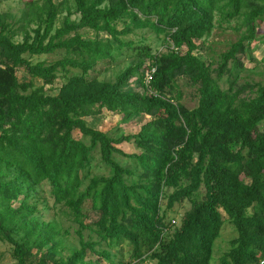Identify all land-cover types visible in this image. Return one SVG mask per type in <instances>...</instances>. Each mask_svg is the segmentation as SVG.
<instances>
[{
	"label": "trees",
	"instance_id": "obj_1",
	"mask_svg": "<svg viewBox=\"0 0 264 264\" xmlns=\"http://www.w3.org/2000/svg\"><path fill=\"white\" fill-rule=\"evenodd\" d=\"M23 1L21 42L0 12V242L12 264H211L225 223L237 236L220 264H264V86L244 96L232 80L256 41L264 0H72L77 23L56 29L65 1ZM216 15L240 20L245 32L207 62L197 53ZM145 29L163 37V52L126 40ZM59 51L52 63L29 60ZM124 55L136 64L99 80ZM132 80L142 93L126 90ZM180 83L195 89L191 110ZM103 110L147 121L115 137L86 125ZM43 184L77 224L78 249L66 252L57 226L35 217ZM184 202L179 224L166 222L163 213Z\"/></svg>",
	"mask_w": 264,
	"mask_h": 264
},
{
	"label": "rangeland",
	"instance_id": "obj_2",
	"mask_svg": "<svg viewBox=\"0 0 264 264\" xmlns=\"http://www.w3.org/2000/svg\"><path fill=\"white\" fill-rule=\"evenodd\" d=\"M41 4V0H33ZM65 1L67 5V10L65 6L63 7L62 12L57 16V20L54 25V29L62 27L65 20L69 23H77L78 14L74 13V5L72 0H54V4H61ZM107 6V3L103 5ZM25 2L23 0H0V12H9L10 18L7 19V23L11 27V30L16 33L15 42H21L23 38L21 26L23 22L21 21L22 13L25 11ZM215 27L207 39L202 43L201 50L197 53L198 56L202 57L205 61H217L218 56L226 52L229 47L234 44L242 34L245 32V27L242 26L240 20H232L230 22L219 21V16L216 15L214 18ZM220 22H222L220 24ZM34 24L30 25V29L35 28ZM122 25H118V28L121 29ZM85 38L93 37V34L86 33ZM102 39H107L105 36H100ZM126 40H131L134 44H141L148 46L151 49L153 54L157 52H163L167 43L164 42L162 36H156L152 31L145 30H135L131 35L128 36ZM255 40L250 45H248L247 55L242 58L243 67L241 71H235L232 80H234V88H244V96L251 95L253 96L258 85L264 86V21L256 27L255 31ZM185 50V49H184ZM183 50V51H184ZM65 55L63 52H56L51 55H42L37 57L29 58L32 63L36 62H45L52 63L54 61L60 60ZM120 63L116 66L103 67L100 69L99 80L104 82H112L115 80L116 76L121 73L129 65L136 64V59L133 57H126V55L120 57ZM215 66H213L214 68ZM18 77L21 80L26 79L23 71L18 70ZM230 80L223 77L219 81L220 87L222 89H227L230 86ZM64 83L63 77L60 75L56 81V87ZM182 100L181 104L188 110L193 109L196 106V92L195 89L189 86H186L182 83ZM251 87V90L249 89ZM129 92H140L142 90L137 85L136 80L130 81L128 88L126 89ZM136 121L131 119H122L119 115H111L109 112L103 110L99 115L92 116L85 119L86 125L90 128L99 130L101 132L114 135L119 137L121 135L133 134L138 130L140 125L145 123L147 120L142 119L141 116H137ZM140 121V122H139ZM120 149L127 153L131 154L134 152L133 145L123 144L120 146ZM115 160L121 164H124L126 161L121 157H116ZM97 161H94L92 164H96ZM99 175L103 174L101 171H96ZM202 192L199 193L201 197ZM35 200L33 201L36 206L35 217H37L41 222L44 223H54L57 228L61 231V241L62 246L67 251L78 249L79 248V237L77 235L78 226L73 222L72 218L67 215V210L63 206L53 205L52 198L49 194V187L47 184L37 188L35 195ZM32 202V201H31ZM189 208V204L184 202L180 206H174L170 211H165L163 213L164 220L166 222H172L174 225H178L179 221L185 212ZM161 210L164 211V206L161 207ZM96 219L94 214H90L86 223H90ZM83 238L85 240L94 239L95 236L89 231H82ZM237 236L234 228L225 223L219 238L214 243L213 248V257L211 264H220L221 258L225 253L230 250V243ZM124 251L126 249L124 248ZM65 252V253H66ZM127 255H124L126 259ZM88 258H93L88 254ZM14 263L13 258L11 257V246L7 243L0 242V264H12Z\"/></svg>",
	"mask_w": 264,
	"mask_h": 264
},
{
	"label": "built area",
	"instance_id": "obj_3",
	"mask_svg": "<svg viewBox=\"0 0 264 264\" xmlns=\"http://www.w3.org/2000/svg\"><path fill=\"white\" fill-rule=\"evenodd\" d=\"M154 70H152V72H153ZM150 78H151V76L147 73L146 74V82H148L149 80H150ZM261 264H263V263H261Z\"/></svg>",
	"mask_w": 264,
	"mask_h": 264
}]
</instances>
